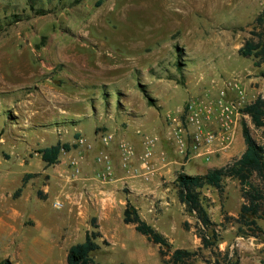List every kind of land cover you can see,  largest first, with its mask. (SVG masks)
Returning a JSON list of instances; mask_svg holds the SVG:
<instances>
[{"label":"rangeland","instance_id":"374dc122","mask_svg":"<svg viewBox=\"0 0 264 264\" xmlns=\"http://www.w3.org/2000/svg\"><path fill=\"white\" fill-rule=\"evenodd\" d=\"M261 16L264 0H0V225L6 228L0 229V262L68 264L71 246L95 230L97 218L103 236L96 264H170L159 244L125 222L128 201L175 248H202V224L180 200L178 173L139 180L144 186L134 189L115 182L119 142L142 152L147 136L161 141L167 135L169 114L223 89L236 97L229 84L237 80L248 106L264 95V63L240 53L249 39L264 37ZM247 109L242 132L247 122L264 145V127ZM107 132L115 136L110 146L102 142ZM81 135L93 150L78 145ZM59 141L71 150L48 165L40 149ZM246 149L241 135L223 155L186 170L205 174ZM103 150L115 161L113 183L94 176ZM80 156L83 171L75 179L72 160ZM253 181L262 187L258 175ZM224 186L202 189L220 249L240 264H264V218H258L263 230L244 225L240 180L226 177ZM202 254L192 264L216 259L210 249Z\"/></svg>","mask_w":264,"mask_h":264},{"label":"trees","instance_id":"16d2710c","mask_svg":"<svg viewBox=\"0 0 264 264\" xmlns=\"http://www.w3.org/2000/svg\"><path fill=\"white\" fill-rule=\"evenodd\" d=\"M264 21V17H259ZM241 55L245 57H256L257 65L264 63V37L259 41L249 39L240 49ZM264 76V72L262 73ZM248 112L251 114L253 122L258 127H264V95L259 96L250 106ZM2 133L0 132V138ZM244 136L247 143V150L241 157L236 158L231 163L210 169L205 174H190L180 172L176 179L180 200L186 205L189 212L196 214L202 226L199 227V235L202 238L203 247L197 250L186 248H175L169 237L160 231L153 224L148 222L141 214L139 208L128 201L124 212V220L128 224H135L139 232L146 235L151 241L161 246V254L170 255L165 262L170 264H192L193 261L202 254V249H210L215 255V260H209L210 264H240L239 258L232 255L230 250L220 249V233L215 227L208 206L202 196V189L206 186H214L224 191V180L226 177L238 178L242 184L245 202L242 205L240 217L238 218L244 225L254 226L263 230L259 225L258 218H264V145L260 144L254 137L251 127L244 122ZM71 150V144L59 141L57 144L40 149L43 159L48 165H54L61 159L63 151ZM258 175L262 179V187L257 186L253 178ZM98 219H94L95 230L88 232L86 239L71 246L68 254V264H96L94 253L101 248L98 241L103 236L97 224ZM189 227V222H186ZM0 264H14L6 258Z\"/></svg>","mask_w":264,"mask_h":264},{"label":"built area","instance_id":"2783aa9c","mask_svg":"<svg viewBox=\"0 0 264 264\" xmlns=\"http://www.w3.org/2000/svg\"><path fill=\"white\" fill-rule=\"evenodd\" d=\"M237 96L231 98L229 91L223 89L217 98L198 96L192 98L187 106L178 113L169 114L170 124L173 126L171 139L176 152L183 157L185 162L193 159H202L211 162L215 156L228 150L236 141L237 128L241 126L244 110L248 107L247 94L237 80L229 84ZM252 104V103H251ZM115 141L112 133H104L102 142L110 146ZM160 141L157 135H150L144 139V149L139 152L137 146L127 140L119 142L122 156V167L134 177L143 178L147 181L158 171L155 148ZM81 148L93 150L95 145L84 135L77 140ZM164 160L166 152L162 153ZM84 156L74 157L72 160L73 176L80 178L82 174L81 159ZM99 168L95 178L104 183L115 179L116 165L112 154L103 150L96 157ZM56 206L62 208L64 203L56 201Z\"/></svg>","mask_w":264,"mask_h":264},{"label":"crops","instance_id":"0c3cea01","mask_svg":"<svg viewBox=\"0 0 264 264\" xmlns=\"http://www.w3.org/2000/svg\"><path fill=\"white\" fill-rule=\"evenodd\" d=\"M167 128H168L167 129V131H168L167 132V135L166 136H163V139L157 144V146L155 148V152H156V163H157L158 171L152 176V179L149 180V181H147V180H145L143 178L130 176L122 168L121 161L119 159V161H116L117 162V168H118V179L115 182L124 180V182L130 183L131 186H132V188L134 189V188H136V187H138L140 185H143L144 186V184H142L140 181H143L145 183L152 182L154 176L156 178L157 177L158 178H161L163 176H166V177L171 176L174 173H178L179 174L182 171L189 173L186 170V167L190 163H194L195 165H197V163H210V162L203 161L202 159H193L191 161L185 162L184 159H183V157L180 156L177 152H176L177 154H173L171 152L172 149L170 148V145H169L170 143H172L171 134L173 132V126L171 124H168L167 125ZM241 135H242L243 139H245L244 131L242 132V126H238V128H237V139L241 140ZM169 139H170V141H169ZM141 144H143V143H141ZM143 146H144V144H143ZM174 148H175V146H174ZM163 152H166V154H167V159L166 160H164L163 157H162V155H163L162 153ZM223 154H224V152H222V155ZM0 229L3 232H6V228H4L1 225H0Z\"/></svg>","mask_w":264,"mask_h":264}]
</instances>
